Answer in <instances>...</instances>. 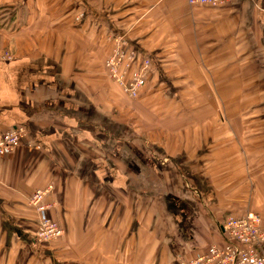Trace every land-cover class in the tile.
<instances>
[{
	"label": "crops",
	"instance_id": "0c3cea01",
	"mask_svg": "<svg viewBox=\"0 0 264 264\" xmlns=\"http://www.w3.org/2000/svg\"><path fill=\"white\" fill-rule=\"evenodd\" d=\"M0 6L9 17L0 51L13 54L0 59V138L24 130L0 156V264H184L225 242L228 215L256 212L264 226V153L252 151L264 132L228 136L220 104L248 90L264 96V0ZM118 37L136 51L129 76L149 62L135 100L104 68ZM196 80L218 119L201 121L199 134L193 121L178 131L155 126L152 113L180 111L174 103L196 94ZM236 124L264 128V117ZM47 185L56 202L48 216L65 235L44 246L34 242L30 197Z\"/></svg>",
	"mask_w": 264,
	"mask_h": 264
},
{
	"label": "built area",
	"instance_id": "2783aa9c",
	"mask_svg": "<svg viewBox=\"0 0 264 264\" xmlns=\"http://www.w3.org/2000/svg\"><path fill=\"white\" fill-rule=\"evenodd\" d=\"M232 1L234 0H188V3L192 6L220 7ZM135 57L136 51L128 48L123 38H118L113 53L104 63L107 76L117 81L123 91L134 98L145 84L149 66L146 60L139 71L129 76L128 69ZM23 135L24 130L16 127L0 138V156L12 152ZM48 191L38 189L30 197V204L38 214L34 240L36 244L62 234L59 224L48 216V211L53 206L47 202ZM223 233L225 242L222 245L211 244L203 253L184 264H264V226L260 215H228L223 223Z\"/></svg>",
	"mask_w": 264,
	"mask_h": 264
},
{
	"label": "rangeland",
	"instance_id": "374dc122",
	"mask_svg": "<svg viewBox=\"0 0 264 264\" xmlns=\"http://www.w3.org/2000/svg\"><path fill=\"white\" fill-rule=\"evenodd\" d=\"M0 55H1V59H8V58H11L13 56L12 52L7 51V50L0 51ZM110 79L118 84L119 88L121 89L123 94L126 96V98H128L130 100H135L139 97L140 93L135 98L130 97L127 93H125L123 91L121 85L117 81H115L113 78H110ZM234 82H236V81H234V80L227 81L228 84L234 83ZM239 82H237V83H239ZM247 83H249V82L248 81L246 82V80H244V84L247 85ZM145 84H146V80H145ZM145 84H144V86H145ZM179 85L181 86V88H187L188 87L187 81H183V80L179 81ZM192 85H193V82H191V87H192ZM202 86H203L202 82L199 80H196L195 81V87H197V92H195L196 94L192 95V96L184 94V95L179 97L180 100L176 101L174 103V105L177 106L179 103L181 105V108H182V109L179 108L180 111H176V112L175 111H171V112L162 111L159 114L156 113L157 114L156 116H155V113L153 112L152 115L154 117V121L157 120V122H158L155 126H157L160 129H162V127H163V131H165V132L166 131L169 132V130L173 131L175 129L178 131L179 129H182L181 127L186 125V122L193 121V122H195V133L196 134H199V132L202 133L203 129H202V123H200L201 121H203L206 118H209V120H213V121H216L218 119L217 114L214 111L213 106H210L208 103V101H210L211 104L214 103L213 97H209V100H208L207 99L208 97L202 96L199 94V92L202 91ZM244 91H245V89H244ZM140 92H141V90H140ZM260 92H261V90H260ZM251 93H253V94L251 95L249 93V90H248L247 95H241V96L227 95V96L221 97L220 104L225 109L224 111H222V115H223V119L225 118L226 133L228 136H230V135L236 136L237 137L236 139L238 141H240V139L243 138V135L244 136H248V135L250 136V133H251L253 135L258 134L261 136L262 135L261 132H264V128H260V127L249 128V127L245 126L241 129L236 124V122L239 121V119H241V118L246 121V120H250V119H261L264 117V110H261L258 112L256 111V108H258V107H260L261 109L264 108V96L256 95L252 91H251ZM217 98L218 97H216V99ZM239 103L242 107L241 110H239V108H237V105ZM172 104H173V102H172ZM186 107L189 110V113L182 111V110H185ZM208 107L211 108L210 111H209ZM187 114H189V115H187ZM148 115H150V113ZM157 127H156V129H158ZM183 128H186V127H183ZM211 134L214 135L213 132H211ZM244 146H247V147L250 146L251 147L253 145L248 143ZM256 149H258L259 152L257 151L256 156L255 157L253 156V157L254 158L262 157V154L264 153V143H260V145H256L255 147H253L252 151H255ZM249 150H251V149L248 148V151ZM40 189H44L45 191L49 190L47 192L49 195V196H47L49 201H47V202H49L51 204V206L53 205L52 206V208H53L56 205V202H53L52 200H50V196H52V194H53V185H52V188L50 185L49 186L47 185L46 187L40 188ZM36 190H38V189H36ZM36 190H34V191H36ZM246 214L247 215L248 214L260 215L259 213H256V212H248ZM260 217L262 220L261 215H260ZM61 230H62V234L59 237L54 238V239H49L47 241H41L38 243V245H44L45 246V245L52 244L55 242H61L60 239L65 235V231H64L63 227H61Z\"/></svg>",
	"mask_w": 264,
	"mask_h": 264
},
{
	"label": "trees",
	"instance_id": "16d2710c",
	"mask_svg": "<svg viewBox=\"0 0 264 264\" xmlns=\"http://www.w3.org/2000/svg\"><path fill=\"white\" fill-rule=\"evenodd\" d=\"M8 20H9V17L6 11L4 10V7L0 6V25L6 24Z\"/></svg>",
	"mask_w": 264,
	"mask_h": 264
}]
</instances>
